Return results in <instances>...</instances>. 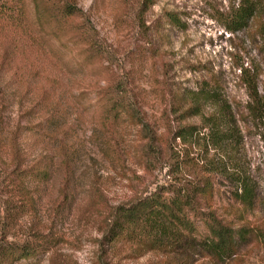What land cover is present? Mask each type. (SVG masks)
Returning a JSON list of instances; mask_svg holds the SVG:
<instances>
[{"label": "rangeland", "instance_id": "1", "mask_svg": "<svg viewBox=\"0 0 264 264\" xmlns=\"http://www.w3.org/2000/svg\"><path fill=\"white\" fill-rule=\"evenodd\" d=\"M74 1L111 49V61L84 67L76 49L55 38L17 42L0 29V244L42 250L15 262L0 256V264H264V117L250 111L242 79L252 75L264 101V0H255L261 12L236 32L216 16L237 0H154L143 11L138 0ZM11 40L15 51L4 56ZM117 82L140 121L104 113L102 91ZM204 86L220 102L200 99ZM196 103L200 114L187 113ZM220 109L234 130L223 147L207 125ZM141 121L155 134L152 151ZM185 124L195 126L193 135L173 137ZM233 174L254 182L251 207L235 199ZM193 175L212 179L220 217L252 230L236 254L134 257L127 244L102 239L111 206Z\"/></svg>", "mask_w": 264, "mask_h": 264}, {"label": "trees", "instance_id": "2", "mask_svg": "<svg viewBox=\"0 0 264 264\" xmlns=\"http://www.w3.org/2000/svg\"><path fill=\"white\" fill-rule=\"evenodd\" d=\"M137 2L138 9L143 11L153 5L154 0ZM259 12L257 1L237 0L230 11L216 17L226 30L236 32L247 27ZM0 29L10 31L17 42L20 38H28L41 45L47 42L48 37L55 38L61 48L74 47L78 64L84 67L94 66L98 60L113 59L111 49L102 42L89 16L74 0H0ZM11 42L12 48L6 50L4 56L15 51L13 40ZM242 79L247 85L250 111H258L264 117V101L257 92L255 78L244 73ZM123 90L119 82L103 89L104 113L114 120L126 113L140 121L134 99ZM198 96L220 102L216 92L207 86L201 87ZM197 106V103L190 106L187 113L200 114ZM226 113L220 109L217 117L207 118L208 136L219 147L233 138L234 130L230 129ZM140 123L147 139L146 146L152 151L155 134L145 123ZM195 129L194 125L185 124L172 130L173 137L193 135ZM232 177L240 187L235 192V199L245 208L251 207L257 199L254 182L248 176L233 174ZM214 193L209 175L175 177L146 194L111 206L104 217L102 239L109 245L127 244L130 256L134 257L150 251L188 256L199 250L216 259L230 258L236 254L239 242L247 240L252 230L244 223L236 226L220 217L213 206ZM41 252V248L34 245L0 244L3 262L28 260Z\"/></svg>", "mask_w": 264, "mask_h": 264}]
</instances>
